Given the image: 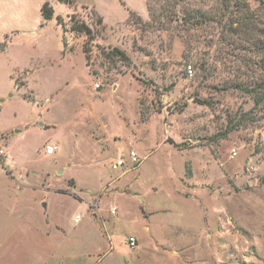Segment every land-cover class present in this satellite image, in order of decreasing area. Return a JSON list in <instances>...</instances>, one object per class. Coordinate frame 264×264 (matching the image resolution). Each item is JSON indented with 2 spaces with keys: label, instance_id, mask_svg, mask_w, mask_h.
Masks as SVG:
<instances>
[{
  "label": "rangeland",
  "instance_id": "374dc122",
  "mask_svg": "<svg viewBox=\"0 0 264 264\" xmlns=\"http://www.w3.org/2000/svg\"><path fill=\"white\" fill-rule=\"evenodd\" d=\"M43 1L0 0V264H264V0H48L65 56Z\"/></svg>",
  "mask_w": 264,
  "mask_h": 264
},
{
  "label": "crops",
  "instance_id": "0c3cea01",
  "mask_svg": "<svg viewBox=\"0 0 264 264\" xmlns=\"http://www.w3.org/2000/svg\"><path fill=\"white\" fill-rule=\"evenodd\" d=\"M42 4V3H41ZM41 4H40V6H41ZM53 7V6H52ZM54 9V8H53ZM39 10H40V8H39ZM40 16H41V14H40ZM57 16H60V15H56L55 14V10H54V15H53V17L51 18V19H48V20H43L42 19V17H41V19H40V27H42V28H46L47 26H48V24L50 23V22H52V19H54L55 20V22H56V25H58L59 27H60V33H59V35H58V37H59V46H58V49H59V51L62 53V55L63 56H65L66 54L68 55V53H70V51H72L73 50V48L74 47H72V44H73V42H72V39H70V37H69V35H68V32H67V30H65V31H63V28H62V24H58L57 23V20H56V17ZM4 32H9L10 34H12L13 36H16L18 33H19V30L18 29H15V28H13L12 30H10V29H4ZM9 33H5L4 34V38H5V36L7 35L8 36V34ZM3 38V39H4ZM11 39V38H10ZM2 40V39H1ZM0 40V41H1ZM8 46V44L6 45V47ZM6 47L3 49V50H0V52H2V51H4L5 49H6ZM85 56V55H84ZM86 64V63H85ZM29 70V68H26L25 67V69H24V71H23V73H25L26 71H28ZM23 76L22 75H20L17 79H15L16 81H14L15 82V84H17V81L18 80H20L19 81V83L21 82V84H19V85H26V81H24L23 79ZM4 94H5V92H3V93H0V96H2V97H4ZM21 97L23 98V99H26V100H28V101H34V99H33V97L32 98H28V97H26L25 95H21ZM4 135V134H3ZM4 147L3 148H0L2 151H3V153L0 155V156H5V164L4 163H1L0 162V165L3 167V168H5V165H6V163H10V159H9V152H8V146H7V139H6V142H5V144L3 145ZM54 147V146H53ZM57 148V147H56ZM45 149H46V146H45ZM45 152H46V150H45ZM55 152V147H54V151L51 153V154H53ZM47 154V153H46ZM206 164H208L207 162H206ZM5 170H6V168H5ZM5 174H7L6 172H5ZM7 175H9L10 176V178L12 177L11 176V174H7ZM180 176H181V174H179V176H178V179L180 180V186L179 187H177V189H181L182 191H185V190H189L190 191V189H188V187L191 185H188V184H184V182L181 180V178H180ZM206 178H207V176H206ZM11 180H12V178H11ZM11 180H8L9 181V186L11 187V188H14L15 189V187L14 186H16L15 185V183L13 182V181H11ZM183 182V183H182ZM48 189H51L52 190V188H51V186L48 188ZM18 191L20 190V189H17ZM192 190V189H191ZM194 190V189H193ZM53 192V191H52ZM186 193H190V192H185V194ZM179 196H181V197H184V198H187V199H191V198H193V199H196L197 201H198V198L194 195V193H191V194H189V195H184L183 193H179L178 194ZM201 207V206H200ZM205 213V211L202 209V215H201V219H202V216H203V214ZM75 221L77 222L78 221V217H76L75 218ZM154 229H156V226L154 225ZM203 226L201 225L200 226V229L198 230V231H188L187 229L186 230H181L180 228H178V226H177V234H183V235H185V233L187 232L188 234H186L185 236H189V237H191L194 241H214V239H216L217 237H213V235H214V232H212L211 230H209V229H206V228H202ZM153 228V226H150V228H149V231L151 232L152 229ZM152 233V232H151ZM221 233H222V231H221ZM130 236H133L135 239H136V243H137V237L135 236V235H130ZM214 238V239H213ZM216 240H218V238L216 239ZM161 241H163L162 239H160L159 237H157L156 235H154L153 236V239H152V241H150V242H147L146 243V241H142L141 242V244H146L147 246L150 244V246L151 247H153L155 250H157V251H159V248L162 246H166L165 244H163ZM168 247V246H167ZM170 247H172V246H170ZM142 248V247H141ZM183 249H184V247H178L177 248V255H180V254H183ZM162 251H166L165 249L163 250V249H161ZM161 253V252H160ZM164 258V256L162 255L161 257H159V259L157 260H155V264H159V263H161V261H162V259ZM177 258H178V256H177Z\"/></svg>",
  "mask_w": 264,
  "mask_h": 264
},
{
  "label": "trees",
  "instance_id": "16d2710c",
  "mask_svg": "<svg viewBox=\"0 0 264 264\" xmlns=\"http://www.w3.org/2000/svg\"><path fill=\"white\" fill-rule=\"evenodd\" d=\"M60 2H63L67 5H71L73 3L72 0H59ZM261 1V0H260ZM40 14L43 20H48L51 19L54 15V9L51 5V3L48 0L43 1V3L40 6ZM57 23L62 24V18L60 16L56 17ZM71 20V25H70V30L73 32H83L86 35H90L91 29L89 26L85 23H80V24H75L73 21V16L70 17ZM101 22V18L99 19ZM7 38L8 36L6 35L4 40L0 41V50H3L6 45H7ZM115 52L119 53L123 58H126V55L119 49H114ZM86 52V51H85ZM86 54V53H85ZM256 91V102L260 103L264 99V85L259 84L256 85L255 87Z\"/></svg>",
  "mask_w": 264,
  "mask_h": 264
},
{
  "label": "built area",
  "instance_id": "2783aa9c",
  "mask_svg": "<svg viewBox=\"0 0 264 264\" xmlns=\"http://www.w3.org/2000/svg\"><path fill=\"white\" fill-rule=\"evenodd\" d=\"M189 69H190V67H189ZM45 150H46L47 154H51L54 151V147L52 145H47ZM2 153H3V151L0 149V155ZM129 156L131 157L132 165H134L138 162V159L136 158V154L134 151H130ZM122 164H123V160L119 159L116 163H114L112 165V167L116 168L117 166H120ZM127 243L130 247H134L136 245V239L133 236H129L127 239Z\"/></svg>",
  "mask_w": 264,
  "mask_h": 264
},
{
  "label": "water",
  "instance_id": "95a60500",
  "mask_svg": "<svg viewBox=\"0 0 264 264\" xmlns=\"http://www.w3.org/2000/svg\"><path fill=\"white\" fill-rule=\"evenodd\" d=\"M39 125H42V123H39Z\"/></svg>",
  "mask_w": 264,
  "mask_h": 264
}]
</instances>
